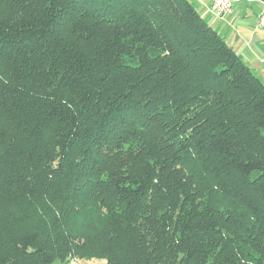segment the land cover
I'll list each match as a JSON object with an SVG mask.
<instances>
[{"label": "trees", "instance_id": "16d2710c", "mask_svg": "<svg viewBox=\"0 0 264 264\" xmlns=\"http://www.w3.org/2000/svg\"><path fill=\"white\" fill-rule=\"evenodd\" d=\"M5 131L0 264H264V84L189 0H0Z\"/></svg>", "mask_w": 264, "mask_h": 264}, {"label": "rangeland", "instance_id": "374dc122", "mask_svg": "<svg viewBox=\"0 0 264 264\" xmlns=\"http://www.w3.org/2000/svg\"><path fill=\"white\" fill-rule=\"evenodd\" d=\"M195 7L196 11L200 14V16L207 20L210 17H213L211 13L205 10L206 6L204 5L203 1L200 4L198 0H190ZM237 3V2H235ZM204 5V6H203ZM245 4H234L233 6L237 8L238 6L243 7L242 11H238V22L240 24L237 25V27L242 31L243 35L248 37V40L253 43V39L256 38V41H260V46L262 47V43L264 42V32H258L263 30H257L254 28L255 23V17L252 15V11L249 12L248 10H245ZM225 16V15H224ZM223 18V17H221ZM220 18V19H221ZM236 27V28H237ZM257 30V31H256ZM250 32L251 35H247V32ZM253 32L256 33V35L253 34ZM264 55V54H263ZM3 135H7L3 136ZM11 135L8 131H5L2 135L0 134V137H4L5 142H7L8 136ZM2 142H0V155H4L6 146H4ZM12 150V149H10ZM11 173H15V176L12 179H9L8 176ZM0 226H4L8 229V227H13L14 231H16V216L20 220V210L21 208H18L16 211V187L10 188L7 192L3 193V186L1 187L2 183H9L10 180L14 181L16 179V156L15 154L11 155L8 158V161L4 164H0ZM9 180V181H8ZM25 226V225H22ZM21 226V227H22ZM11 229V228H10ZM70 264H104L105 262L102 260H96V259H75L72 258L70 260Z\"/></svg>", "mask_w": 264, "mask_h": 264}, {"label": "crops", "instance_id": "0c3cea01", "mask_svg": "<svg viewBox=\"0 0 264 264\" xmlns=\"http://www.w3.org/2000/svg\"><path fill=\"white\" fill-rule=\"evenodd\" d=\"M202 1L206 6L205 10L208 12L211 0H198L200 4ZM234 4H245V10H248L249 12L252 11L251 13L255 17L254 28L257 30H263L258 31L260 33L264 32V28L260 29L256 27L258 16L264 11V6L261 3L255 1L250 3L240 1ZM242 9L243 7L240 6L237 8L232 6V11L223 16V18L210 17L205 21L220 34L226 44L240 56L246 66H248L252 73L264 84V65L261 63V57L264 54V42L262 43V47L260 46L261 40L256 41L255 38L253 39V43L250 42L248 37L243 35L242 31L237 27V25L240 24L237 19L239 14L237 12L242 11ZM246 34L248 36L251 35L249 31ZM253 34L256 35L255 32H253Z\"/></svg>", "mask_w": 264, "mask_h": 264}, {"label": "built area", "instance_id": "2783aa9c", "mask_svg": "<svg viewBox=\"0 0 264 264\" xmlns=\"http://www.w3.org/2000/svg\"><path fill=\"white\" fill-rule=\"evenodd\" d=\"M251 2L252 0H211L209 4V12L215 18H221L232 11L235 2ZM256 27L264 28V11L260 13L257 19ZM261 63L264 65V55L261 57Z\"/></svg>", "mask_w": 264, "mask_h": 264}]
</instances>
